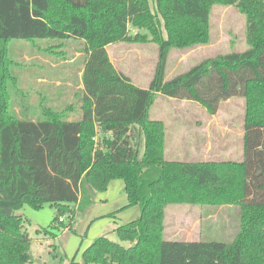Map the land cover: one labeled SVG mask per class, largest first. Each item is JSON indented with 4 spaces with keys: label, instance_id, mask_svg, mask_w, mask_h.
<instances>
[{
    "label": "trees",
    "instance_id": "trees-1",
    "mask_svg": "<svg viewBox=\"0 0 264 264\" xmlns=\"http://www.w3.org/2000/svg\"><path fill=\"white\" fill-rule=\"evenodd\" d=\"M216 4L246 15L249 47L168 78L171 48L210 43ZM155 9L150 0H0V264L33 261L32 237L18 213L25 205L55 206L52 224L37 232L57 237L114 179L125 182L124 208L139 206L141 214L115 230L129 245L99 236L82 252V264H264V0H155ZM130 27L147 29L160 46L148 88L117 70L108 53L112 43L143 39ZM68 37L88 46L79 116L65 119L50 110L33 119L28 107L25 118L17 116L9 91L18 78L11 42ZM158 94L198 102L213 115L223 101L246 97L242 160L167 159L165 124L149 117ZM236 203L242 227L234 242L165 238L170 204Z\"/></svg>",
    "mask_w": 264,
    "mask_h": 264
},
{
    "label": "rangeland",
    "instance_id": "rangeland-1",
    "mask_svg": "<svg viewBox=\"0 0 264 264\" xmlns=\"http://www.w3.org/2000/svg\"><path fill=\"white\" fill-rule=\"evenodd\" d=\"M150 2L155 9V0ZM158 22L162 36L166 38L163 20L159 18ZM210 26V43L185 49L171 48L167 61L168 78L188 71L207 58L245 51L249 47L246 15L237 6L214 5ZM130 32L133 35L139 33L143 39L112 43L107 46L108 53L117 70L129 76L137 86L148 88L158 65L160 46L151 39L147 29L130 27ZM87 49L85 40L77 37L58 42L42 39L12 41L9 58L14 73L18 72V78H13L9 85L12 112L25 118V107H28L31 112L28 116L33 119L45 116L50 110L55 116L61 115L65 119L78 117L75 110L81 106L79 97L83 87L80 66L88 55ZM246 103V97L234 96L223 101L219 111L213 115L198 102L158 94L150 106L149 117L165 124V156L168 159L199 161L195 158L188 160L198 148L202 159L240 161L243 158ZM97 140L101 141L99 135ZM143 149L144 141L140 144L141 152ZM97 194L103 200L98 199L92 212L78 214L73 228H60L57 237L37 232L41 227L52 224L55 206L45 204L34 208L25 205L20 209L18 213L24 216L25 228L32 237L30 253L33 261L26 264H70L73 259L79 261L82 249L102 235L129 245L121 241L114 230L119 224L126 223L124 220L129 219L133 212L140 210L133 206L124 208L128 204L124 181L114 179L107 191ZM118 208L120 211L115 210ZM110 211H113L114 217L118 214L117 226L108 221L111 216L107 215L89 227L93 215ZM65 217L67 223L68 217ZM241 227L240 203L170 204L166 208L164 235L167 239L234 242ZM41 235L46 240L40 241Z\"/></svg>",
    "mask_w": 264,
    "mask_h": 264
},
{
    "label": "crops",
    "instance_id": "crops-1",
    "mask_svg": "<svg viewBox=\"0 0 264 264\" xmlns=\"http://www.w3.org/2000/svg\"><path fill=\"white\" fill-rule=\"evenodd\" d=\"M200 126V125H199ZM197 151H196V153L194 154V155H192V156H195V157H189L190 159H188V160H193V158H195V160H199V161H204V160H213V159H202V154L200 153V151H198V148L196 149ZM168 159V158H167ZM169 160H171V158L169 159ZM124 187H125V182H124ZM108 190V189H107ZM127 195V194H126ZM98 199H101V198H99V195L97 194L96 195V197H95V202L92 204V205H90L88 208H87V210L85 211V213L86 212H92V210H93V208H94V205H96L97 203H98ZM101 200H103V199H101ZM124 206H127V203L124 205ZM123 206V207H124ZM133 207H135V208H137V209H140V207L139 206H133ZM115 210H119V208L118 209H115ZM114 210V211H115ZM113 211H110V212H108V213H105V214H102V215H93V217H91L90 218V224H89V227L90 226H92L94 223H95V221L96 220H98V219H104V217L105 216H107V215H109V214H111ZM140 214H141V210H136L135 212H133L130 216H132V217H128L129 219H126V220H124V222H129V221H131V220H134V219H136V218H138L139 216H140ZM116 218H118V214L115 216V217H113V218H111V217H109L108 219V221L109 222H113V223H115L116 224V226H117V224H119L118 222L119 221H117V219ZM105 219H107V218H105ZM124 224V223H123ZM119 225H122V224H119ZM118 225V226H119ZM117 226V227H118ZM116 227V228H117ZM116 228L114 229V230H116ZM44 240H46L45 239V237H43L42 235H41V238H40V241H44ZM92 243V242H91ZM91 243H89L84 249H86ZM52 246V245H51ZM53 246H54V244H53ZM84 249H82V252L84 251ZM80 251V249L78 250V252ZM82 252H81V259L78 261V260H75V259H73L72 261H71V263L70 264H82ZM33 257V256H32Z\"/></svg>",
    "mask_w": 264,
    "mask_h": 264
},
{
    "label": "water",
    "instance_id": "water-1",
    "mask_svg": "<svg viewBox=\"0 0 264 264\" xmlns=\"http://www.w3.org/2000/svg\"><path fill=\"white\" fill-rule=\"evenodd\" d=\"M7 214H11L12 213V210L11 209H7V210H4Z\"/></svg>",
    "mask_w": 264,
    "mask_h": 264
},
{
    "label": "built area",
    "instance_id": "built-area-1",
    "mask_svg": "<svg viewBox=\"0 0 264 264\" xmlns=\"http://www.w3.org/2000/svg\"><path fill=\"white\" fill-rule=\"evenodd\" d=\"M65 218H66L65 216H64V217H61V219H60V220H61V221H63Z\"/></svg>",
    "mask_w": 264,
    "mask_h": 264
}]
</instances>
